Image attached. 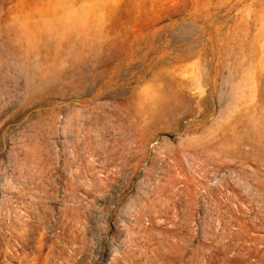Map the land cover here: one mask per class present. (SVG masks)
Returning a JSON list of instances; mask_svg holds the SVG:
<instances>
[{
	"label": "rangeland",
	"instance_id": "1",
	"mask_svg": "<svg viewBox=\"0 0 264 264\" xmlns=\"http://www.w3.org/2000/svg\"><path fill=\"white\" fill-rule=\"evenodd\" d=\"M0 264H264V0H0Z\"/></svg>",
	"mask_w": 264,
	"mask_h": 264
}]
</instances>
